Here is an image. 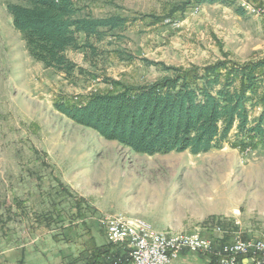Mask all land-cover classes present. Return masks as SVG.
Returning <instances> with one entry per match:
<instances>
[{
    "label": "rangeland",
    "instance_id": "obj_1",
    "mask_svg": "<svg viewBox=\"0 0 264 264\" xmlns=\"http://www.w3.org/2000/svg\"><path fill=\"white\" fill-rule=\"evenodd\" d=\"M75 1L80 14L127 21L95 42L90 60L68 48L66 74L29 54L6 9L19 1L0 0V264H133L130 242L108 236L111 218L196 233L218 264L221 246L264 240V137L238 146L234 126L206 152L149 155L54 107L167 74L143 59L182 69L264 59V0ZM259 116L264 130V106L249 108L250 124ZM247 256L237 264H251Z\"/></svg>",
    "mask_w": 264,
    "mask_h": 264
},
{
    "label": "trees",
    "instance_id": "obj_2",
    "mask_svg": "<svg viewBox=\"0 0 264 264\" xmlns=\"http://www.w3.org/2000/svg\"><path fill=\"white\" fill-rule=\"evenodd\" d=\"M18 1L8 3L6 9L29 54L66 74L74 69L65 53L68 48L83 49L84 59L90 60V54H98L95 42L124 29L127 21L117 14H80L75 0ZM143 62L161 66L167 74L142 85L117 83L118 91L92 93L82 100L57 99L55 109L106 139L149 155L206 152L234 126L243 137L238 146L264 137L262 116L254 124L249 118L250 107L264 106V59L241 64L223 60L201 69ZM211 264H218L217 257Z\"/></svg>",
    "mask_w": 264,
    "mask_h": 264
},
{
    "label": "built area",
    "instance_id": "obj_3",
    "mask_svg": "<svg viewBox=\"0 0 264 264\" xmlns=\"http://www.w3.org/2000/svg\"><path fill=\"white\" fill-rule=\"evenodd\" d=\"M107 233L114 240H128L133 247L132 263L166 264L171 252L186 248L192 252L209 251L211 242L196 233L186 237H164L163 233L152 234L148 224L138 221L129 224L119 219L104 220ZM247 253L251 264H264V240L237 241L231 245H223L219 251V264H237V256Z\"/></svg>",
    "mask_w": 264,
    "mask_h": 264
},
{
    "label": "crops",
    "instance_id": "obj_4",
    "mask_svg": "<svg viewBox=\"0 0 264 264\" xmlns=\"http://www.w3.org/2000/svg\"><path fill=\"white\" fill-rule=\"evenodd\" d=\"M212 258L213 257H211L209 253L190 252L186 249H182L178 253L177 257L173 259L169 264H211ZM109 261L110 260H108V262ZM120 263L123 264L122 259ZM248 263H249L248 259H243L240 264H248ZM114 264L117 263L114 261Z\"/></svg>",
    "mask_w": 264,
    "mask_h": 264
},
{
    "label": "bare ground",
    "instance_id": "obj_5",
    "mask_svg": "<svg viewBox=\"0 0 264 264\" xmlns=\"http://www.w3.org/2000/svg\"><path fill=\"white\" fill-rule=\"evenodd\" d=\"M135 224H137V223H135ZM152 234H159V232H154V231H152ZM168 235H169V234H168ZM170 235H171V234H170ZM164 237H167V238L186 237V234H184V235H173V236H167V235L164 234Z\"/></svg>",
    "mask_w": 264,
    "mask_h": 264
}]
</instances>
